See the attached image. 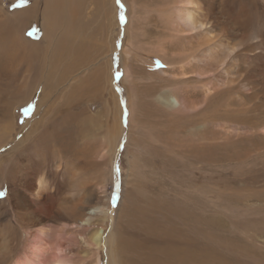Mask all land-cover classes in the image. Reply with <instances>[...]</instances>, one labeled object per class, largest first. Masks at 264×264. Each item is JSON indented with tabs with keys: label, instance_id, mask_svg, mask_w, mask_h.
Wrapping results in <instances>:
<instances>
[{
	"label": "rangeland",
	"instance_id": "rangeland-1",
	"mask_svg": "<svg viewBox=\"0 0 264 264\" xmlns=\"http://www.w3.org/2000/svg\"><path fill=\"white\" fill-rule=\"evenodd\" d=\"M57 1L63 5L62 14L50 11L56 8ZM63 1L24 0L22 4L20 0H0V8L7 11L4 21L0 16V38L18 36L25 29L26 39H38L42 18L50 35L46 48L33 45L31 55L20 63L10 60L7 69L0 65V219L13 220V213L19 210L20 203L15 201L17 189L28 193L27 181L45 177L61 187L62 195L60 201L55 199L52 204L56 220H51L53 214L44 208L49 204L43 197H29L44 213L40 215L45 219L37 226L54 228L49 232L51 241L60 242L76 264H94L96 256L101 264H109V248L104 240L112 237L113 243L125 222L142 219L167 229L177 228L175 234L181 238V230L187 229V247L196 264H264V44L258 47L253 41L247 45L235 38L237 49L242 51L237 61L238 76H233V67L227 65L226 72L217 71L206 85L194 74L183 81L182 76L170 74L171 69L177 70L175 62L182 59L179 53L188 54L186 48H194L196 40L177 31V36L172 34L174 0ZM230 1L233 5L223 11L231 13L232 24L244 22L251 13L264 12L263 0ZM206 9L214 10L212 6ZM169 10L171 16L166 15ZM70 12L77 13L74 23L68 20ZM221 27L217 22L219 35L223 33ZM262 27L263 24H256L248 33L261 31L259 36L264 39ZM3 39L0 51L5 46ZM63 42L65 49L60 48ZM211 43H207L211 49L206 54L211 56H207L210 62L229 59L223 56L222 47ZM57 51L60 56H56ZM157 52L169 57L167 60L173 65L167 66L166 76L159 72L165 66L158 58L151 62ZM183 60L182 65L188 66L189 61ZM68 63L75 69L67 76L80 77V83L74 81L69 89L81 88L80 94L64 93L67 82L75 78L67 82L63 79ZM115 66L119 69V85L114 82ZM185 72L191 73L188 68ZM89 86L92 90L97 88L93 95L100 88L105 90L101 99L88 97L93 93H89ZM148 89L153 95L147 97L144 90ZM75 98L86 102L85 113H90L86 120L93 121L81 126L82 134L73 131L71 140L75 138L77 143L92 147L77 160L65 146L63 128L67 105ZM117 100L121 113L116 110ZM74 121L72 127L80 126ZM243 129H247L245 134H241ZM182 165L186 167L183 169ZM73 180L78 184L79 180H89L94 184L92 192L103 191L106 198L97 202L86 226L68 224L72 217L63 209L72 200L76 205L82 197V193L69 190ZM60 223L67 226L58 242L56 230ZM97 229H102L103 240L98 252L88 240ZM24 235L19 233L14 241L17 247L2 264H12L22 256L28 243Z\"/></svg>",
	"mask_w": 264,
	"mask_h": 264
},
{
	"label": "bare ground",
	"instance_id": "bare-ground-1",
	"mask_svg": "<svg viewBox=\"0 0 264 264\" xmlns=\"http://www.w3.org/2000/svg\"><path fill=\"white\" fill-rule=\"evenodd\" d=\"M244 1H246V0H244ZM163 2H165V1H163ZM230 2H231L230 0H209V2H206L205 0H174L173 1L172 4L174 5V3H175L176 5H175V7L172 8V10L174 9L173 18H174V21H175V27L173 28L174 32L172 34L177 36L176 35V31L181 33L182 35L185 34L187 38L192 37L193 39H195L196 40V44H195L194 48L193 47L186 48L187 51H188V54L186 52L179 53V54L182 55V59L179 58L178 61L175 62V64L178 65L177 70H175V68H172L171 69L172 72L170 74H173L174 76L176 75V76H179V77L182 76V80L183 81L192 78V76H193L192 74H194V75L199 76V79H197V80L201 84H205V85H206V82L208 80L212 79V77L217 74V71H219L221 69H225V72H226V67L225 66H227V65H231L233 67V71L234 72L233 71L231 72V74L233 76L234 75H236V76L240 75L239 74V70L237 68V61H238V56H239L240 52H242V51L237 49L238 44L234 40H235V38H238L239 41L246 42L247 45H249V43H251L253 41H257V43H258L257 46L258 47H260L259 44L260 45L264 44V39L260 38V36H259L261 31H258V30L255 29L256 31L254 33H251V34L248 33V30L252 26H256V24H263L264 25V20H263L264 19L263 18V13L264 12H258L257 11V12L251 13L249 15V17L247 16L248 19L244 20V22L239 23V24H232L234 19H232L231 13L229 11H223V9L231 6L232 3L230 4ZM255 2H256V0H255ZM263 2H264V0H263ZM63 4H65V3H63ZM61 5H62V3L60 1H57V6H55L56 8H51L53 10L50 9V11L53 12V14H56L58 12L60 14H62L60 12L61 11ZM206 6L207 7L212 6V8L214 10L209 11V9H208V11H207ZM172 10L171 11L169 10L166 13V15L171 16ZM243 10L244 9H242V11ZM245 10H247V9H245ZM67 11H68V7H67ZM5 13L7 14V11H5L2 8L0 10V16L3 19H1V21L5 20L4 19L5 18ZM215 13H217V14L214 15ZM246 13H247V11H246ZM53 14L51 15L52 17H53ZM76 14L77 13H75V12H70L69 13V19H68L69 22L74 23V22L77 21V19H76L77 16H75ZM18 15H21V14H18ZM24 16H26V15H24ZM245 16H246V14H245ZM55 17H57V15ZM217 22L222 25L221 30L223 31V33L221 35H219V32L216 29V23ZM169 23L173 24L170 20H169ZM262 28L264 29V27H262ZM40 30H41V33H40V36L38 37V39H32V38L31 39H26L25 38L26 37L25 36V29L18 36H16L15 34L14 35L13 34H8L5 39H3L4 37L0 38V40L3 39L5 41L4 42L5 46H3L1 48V51H0V65H1V68L7 69L8 65H9V63H7V62L10 61V60L17 59L18 63L23 61L25 58H27L29 55H31L33 45H40L42 48L43 47L46 48L48 46V44H46V43H49V36L50 35H48V33H47L48 32V28L45 26L43 18L41 19ZM15 32H17V31L15 30ZM251 32H252V30H251ZM162 35H164V34H162ZM4 36H5V34H4ZM170 38L172 39L171 36H170ZM6 39L9 42H7ZM216 39H217V41H216ZM39 40H40V42H42L41 44L38 43ZM162 41H164V40H162ZM209 42H212L211 44H214V46H216V47L218 46V48L222 47L223 50H224L223 56L224 57H228L229 59L227 60L225 58L226 61H224V59L222 60L219 57L220 60H216V61L214 60L215 61L214 63H212V61L210 62V60L207 58V56H210V55L209 54L206 55L208 53L209 49H211V47H209V45H207V43H209ZM129 43H126V44L128 45ZM62 44L63 45L60 48L65 49L64 42ZM157 44H159V42ZM190 44H191V42H190ZM160 46H162V45L160 44ZM159 48H161V47H159ZM213 48H215V47H213ZM261 48L263 49V47H261ZM160 52H161V49H160ZM53 53H54V51L52 49V54ZM154 53H155V50H154ZM213 54H215V53H213ZM156 55H157L156 57H153L151 59V62L153 63L158 58L159 61L162 63V65L165 66V67H161L159 69V72L161 74H163V75L165 74V76H166V74L168 73L166 70L169 69L167 66H171L172 67L173 65H172V63H170L167 60L169 57L167 58L165 56V54H163V53L161 54L160 53L158 55V52H157ZM56 56H60V52L59 51L56 52ZM183 59H187L189 61V63L187 64L188 66H186V65L183 66L182 65V62L184 61ZM222 65H224V67H222ZM12 67H11V70H12ZM186 68H188L191 73L185 72ZM74 69H75V67L71 63H68L67 66L64 68V72L65 73H64L63 79L66 82H67L68 79L72 80L75 77V76H72V77H68L67 76L72 71H74ZM29 70H30V67L28 69H26L27 72H29ZM225 72L223 74H225ZM241 77H243V76H241ZM233 78H235V77H233ZM168 79H170L169 76H168ZM215 79H216V77H215ZM74 81H78L79 82L80 81V77L77 78V79L75 77L70 83L67 82L68 83V85H67L68 90H66V92H64V93L69 94V93H72L73 91H76V92H78L80 94L81 88L78 91H77V87H73V88L69 89V87H71L73 85ZM172 81H178V80L172 79ZM240 86H238V87L240 88ZM89 88H90V86H89ZM95 89L97 90V88H94L92 90V87H91L88 90L89 93L93 92L92 96H88V97H92V98H98L99 97L100 98L101 94L105 91V90H102L103 88H100V89H98V92L96 93V95H93V94H95V91H96ZM244 91H246V90H244ZM246 92H248V91H246ZM144 93H145V96H147V97L153 95L152 94L153 91L149 90V89L148 90H144ZM85 96H87V95L85 94ZM92 98H89V99H92ZM207 98H208V96H207ZM233 98H234V96H233ZM242 98H244V97H242ZM241 100L242 99H240V101ZM206 101L207 100H205V102ZM226 101H228V100H226ZM174 102L176 104V107L180 106V103H179V101L176 98H174ZM84 103H86V102H84ZM84 103H83V100L76 99L72 104H68L67 108H66V116L63 119L64 120V124H63L64 127L63 128H65L64 135H65V138H67L65 146L67 147L68 151H70V152H72L74 154L75 158H73V159H76V160L81 158L85 151H90V150L92 151V147L90 145H87L85 142H82L81 144H79V142L77 143L75 141V138L71 140L74 129H76L75 131H77L80 134H82V131H84L82 129V127H84V124H86V123L93 124V121H91V120L87 121L86 120L87 118H89L90 113H89V115L87 113H85V108L86 107L84 106ZM201 103H203V102H201ZM105 105L108 107L107 102L105 103ZM192 107H193V105H192ZM168 108H170V107H168ZM173 108H175V106ZM186 108H188V107H186ZM74 109H78V111L74 112ZM120 109H121V105H120L119 101L117 100L116 101V110L121 113ZM189 109H190V107H189ZM227 109H228V107L225 106V114L229 117L230 115L226 112ZM192 110H193V108H192ZM225 114L223 115L224 118H226ZM59 117H60V115H59ZM129 117H131V116H129ZM202 120L206 121V118L202 117ZM73 121L74 122H79L80 126L79 125H77V126L74 125L75 127H72L71 124H72ZM116 121H118V117H116ZM117 126H118V130H119L120 127H121L120 123L117 124ZM234 129L235 130L239 129V127L238 128L236 127ZM246 130L247 129H245V130L243 129L241 134H245ZM235 132H236L237 135L240 133V131H238V130H236ZM190 135L191 134H189V136ZM87 137H85V138H87ZM238 137H240V136H238ZM85 138L83 137V139H85ZM247 138H248V136H247ZM237 142L239 143V141H237ZM246 142H247V140H246ZM88 144H89V142H88ZM220 145H222V144H220ZM245 145H247V144L245 143ZM234 146L235 145L233 144V147ZM243 146H244V144H243ZM185 148L186 147H184V149ZM188 148L189 147H187V149ZM191 148H193V147H191ZM199 148H201V147H199ZM187 149H185V151H187ZM245 149H247V148H245ZM250 150H252V149H250ZM189 151H190V148H189ZM192 151L194 152L195 149L192 150ZM180 152H181V154H183L182 151H180ZM249 152H251V151H249ZM86 153L88 154V152H86ZM186 153H185V156H186ZM187 154H190V153H187ZM194 155H195V153H194ZM199 155H201V154L199 153ZM257 155L258 154H256L255 157ZM259 157H260V155H259ZM190 160L193 161L192 159H190ZM68 161H69V159L66 158L65 163H67ZM192 163H194V161ZM190 165H191V163H190ZM57 166H58V169H59V165H56V169H57ZM182 168H183V165H182ZM187 168H189V167H187ZM187 170H189V169H187ZM83 174H81V175L83 176ZM84 176H83V178H84ZM44 178H38L37 180L31 179V180L27 181L25 183V187H26V189H27L26 191L28 193H26L24 191H20L21 190L20 188H19L20 190L17 189L16 192H15L17 200H15V201H18L20 203L19 210L15 211L13 213V220L12 219H7V220H3V219L1 220L0 219V264L5 262L6 259H10V256L13 254L15 248L17 247L16 244L14 243V241L17 239V237H18L20 232H22V233L24 232L25 233L24 236H25V239L28 241V243H27V247L25 249V252L22 254V256L17 258L12 264H76V261H73V259L66 254L65 249L63 248V246L59 242L61 234L66 230L67 223H60V225L57 226V230L55 229L57 235L59 236L57 238V241L59 243H54L53 241H51L49 232L53 231L54 228L53 229L51 227L50 228L49 227L46 228L47 226L43 227V225L42 226H37V225L40 224L41 220L45 219V217L40 215V213H41L40 208L38 206L34 205L35 203L33 204L29 200V197H31V196L32 197L35 196L37 198H42L43 197V200L47 201V203L49 204V205H47V207L45 205L44 208L49 212V214H51V215L53 214L52 215L53 217H52L51 220H56L57 217L53 213V212H55V208H54V205H52V204H54L55 199H59V201H60L61 195H62L61 187H59L56 183H53L51 181L50 182L46 181ZM56 180L57 179H55V181ZM78 182H79V184L74 182V180H73L69 190H72V191L76 190L78 193H82V197L80 198V202H78V203L76 202V205H75L74 204L75 203L74 200H72V203L69 204L68 206L64 207L63 209H66L68 214L71 215V217H72V219H71L70 216L68 217L69 219L72 220L71 222H68V224L70 223V224H73L74 226L75 225H85L86 226V224H88L89 221H90V218H91L90 216L96 211L95 207L98 206L97 202L98 201L102 202L106 198L104 196V192L103 191H97V192H95V194L92 192V189L94 188V187L92 188V186L94 184L89 182V180L88 181L79 180ZM89 189H90V192H88ZM101 192H102V194H99ZM69 198H72V197L70 196ZM64 201H65V198L62 199L63 203H64ZM75 201H76V199H75ZM153 202H154V200H153ZM47 203H45V204H47ZM60 204H62V203L60 202ZM56 206H58V205H56ZM60 209H62V207ZM97 210H99V209H97ZM1 211H3V210H1ZM5 212H6V210H5ZM41 214L43 215L44 213H41ZM47 217H49V216H47ZM51 220H50V222H51ZM142 220H132V221L125 222L122 225V227L120 229V232L117 234L118 236H116L117 237L116 240L114 238L112 239V240H114V242L112 241L113 243H111V238L112 237H109L107 240L106 239L104 240V243H106V245L109 248V264H196L197 261L194 260L192 255L189 254V250H188V247H187V242L189 241V239H188L189 231L187 229L183 228L181 230V233L183 235V238H181L177 234H175V231L177 230V228L167 229L165 226L162 225L163 226L162 227L161 225H159L155 221H142ZM35 225H36V227L33 228L32 226H35ZM57 225H58V223H57ZM101 230L102 229H97V230L93 231L90 234L89 239H88L89 242L92 244V246L95 247L96 252H98V249L100 250V247L103 246ZM111 236H113V235H111ZM74 240L75 239H73V241ZM209 241H212V240L209 239ZM89 242H87V243H89ZM229 242H227V243H229ZM74 243H75V241H74ZM207 244H209V243H207ZM207 244H205V245H207ZM69 245H67V246H69ZM67 246H65V247H67ZM231 248H233V247H231ZM236 253L237 252H235V254ZM113 256H114V258H113ZM198 263H200V262H198ZM94 264H101V262L99 261L97 256L94 259ZM204 264H206V263H204Z\"/></svg>",
	"mask_w": 264,
	"mask_h": 264
},
{
	"label": "trees",
	"instance_id": "trees-1",
	"mask_svg": "<svg viewBox=\"0 0 264 264\" xmlns=\"http://www.w3.org/2000/svg\"><path fill=\"white\" fill-rule=\"evenodd\" d=\"M117 73H119V69L115 66L114 67V74H115L114 75V80H115L114 82H115V84H118V80H119V76H120V75L118 76Z\"/></svg>",
	"mask_w": 264,
	"mask_h": 264
},
{
	"label": "snow or ice",
	"instance_id": "snow-or-ice-1",
	"mask_svg": "<svg viewBox=\"0 0 264 264\" xmlns=\"http://www.w3.org/2000/svg\"><path fill=\"white\" fill-rule=\"evenodd\" d=\"M20 2L23 4L24 0H20ZM117 75L119 76V73H117ZM117 171H119V169H117Z\"/></svg>",
	"mask_w": 264,
	"mask_h": 264
}]
</instances>
